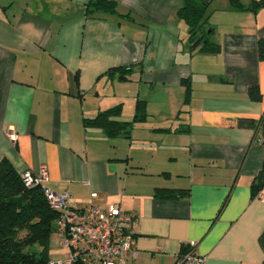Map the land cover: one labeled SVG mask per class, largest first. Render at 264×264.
<instances>
[{
  "label": "crops",
  "instance_id": "0c3cea01",
  "mask_svg": "<svg viewBox=\"0 0 264 264\" xmlns=\"http://www.w3.org/2000/svg\"><path fill=\"white\" fill-rule=\"evenodd\" d=\"M89 1L0 0V161L19 175L44 166L72 209L134 214L124 264H175L189 247L203 264H263L264 188L250 187L263 163L264 10L198 0L217 46L207 53L190 51L183 0H113L114 15L90 13ZM126 66L137 81L106 75ZM137 100L144 119L125 135L84 125L117 105L132 122ZM238 118L255 128L232 126ZM66 254L51 235L48 262Z\"/></svg>",
  "mask_w": 264,
  "mask_h": 264
},
{
  "label": "trees",
  "instance_id": "16d2710c",
  "mask_svg": "<svg viewBox=\"0 0 264 264\" xmlns=\"http://www.w3.org/2000/svg\"><path fill=\"white\" fill-rule=\"evenodd\" d=\"M68 1V0H66ZM232 4L245 10L236 0ZM249 10H264V0L252 1ZM87 10L91 13L117 14V2L113 0H90ZM207 4L198 0H183L178 16L188 25L190 51L216 52L217 46L209 42L210 31L206 30ZM210 32V33H209ZM257 54L264 61V36L257 40ZM132 73L129 66L109 70L106 75L126 81ZM247 96L251 101L259 102L262 95L256 86L249 87ZM121 106L117 105L97 113L91 119H85L84 125L101 130L107 137L127 134L135 122L145 116V102L137 100L132 122L119 119ZM236 128L253 129L255 122L248 118H238L232 122ZM260 144L263 149V163L254 178L250 193L256 197L264 188V114L259 122ZM183 196L185 191L157 189L155 197L169 198ZM57 213L50 207L41 186L27 187L8 159L0 161V264H47L48 241L55 234ZM259 245L263 251L264 230L259 236Z\"/></svg>",
  "mask_w": 264,
  "mask_h": 264
},
{
  "label": "built area",
  "instance_id": "2783aa9c",
  "mask_svg": "<svg viewBox=\"0 0 264 264\" xmlns=\"http://www.w3.org/2000/svg\"><path fill=\"white\" fill-rule=\"evenodd\" d=\"M21 177L27 187L41 186L50 207L57 213L55 234L67 254L63 260L47 264H124L134 254L135 240L130 231L136 222L134 214L104 212L93 205L70 208L68 193H55L47 188L49 178L44 166L37 174L25 172ZM175 264H203V259L189 247L176 255Z\"/></svg>",
  "mask_w": 264,
  "mask_h": 264
},
{
  "label": "rangeland",
  "instance_id": "374dc122",
  "mask_svg": "<svg viewBox=\"0 0 264 264\" xmlns=\"http://www.w3.org/2000/svg\"><path fill=\"white\" fill-rule=\"evenodd\" d=\"M132 80H133V81H137V80H135L134 78H130V77H129L126 81H132ZM117 81H119V80H117ZM126 104H128V103H126ZM121 114H122V113H121Z\"/></svg>",
  "mask_w": 264,
  "mask_h": 264
}]
</instances>
